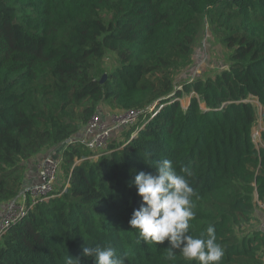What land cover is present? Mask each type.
Returning <instances> with one entry per match:
<instances>
[{
	"label": "trees",
	"instance_id": "trees-1",
	"mask_svg": "<svg viewBox=\"0 0 264 264\" xmlns=\"http://www.w3.org/2000/svg\"><path fill=\"white\" fill-rule=\"evenodd\" d=\"M203 21L230 50L213 76L191 69ZM253 100L264 109V0H0V203L23 191L26 160L67 141L62 188L0 233V264H95L83 248L109 244L124 264H199L129 224L135 175L163 159L194 189L190 234L214 226L220 264H264V231L242 230L264 204ZM103 102L139 113L91 159L79 134Z\"/></svg>",
	"mask_w": 264,
	"mask_h": 264
},
{
	"label": "clouds",
	"instance_id": "clouds-1",
	"mask_svg": "<svg viewBox=\"0 0 264 264\" xmlns=\"http://www.w3.org/2000/svg\"><path fill=\"white\" fill-rule=\"evenodd\" d=\"M149 165V162L145 161ZM155 174L138 172L132 184L141 197L139 208L134 209L129 224L138 229L139 238L145 243L169 242L171 249H178L187 261L199 264H220L224 248L217 243L214 226L209 225L206 238L190 234V221L195 219L192 197L194 189L185 175L177 174L173 162L163 159L156 163ZM187 175L191 173L184 169ZM83 255L93 257L95 264H124L111 245L87 246ZM172 258V253H169ZM65 264H81L80 257L68 256Z\"/></svg>",
	"mask_w": 264,
	"mask_h": 264
},
{
	"label": "rangeland",
	"instance_id": "rangeland-1",
	"mask_svg": "<svg viewBox=\"0 0 264 264\" xmlns=\"http://www.w3.org/2000/svg\"><path fill=\"white\" fill-rule=\"evenodd\" d=\"M229 52L230 50L225 46L222 41V32L211 27L208 22L203 21L199 34L196 37L193 45V63L191 65V69L193 68L194 73L199 74L201 76H213L221 67L226 65ZM117 63L118 61L115 53L107 50L104 58L101 61L102 68L107 72L108 70L116 66ZM188 98L189 96H185L181 99L183 105L185 104ZM253 104L256 106L257 109V119L252 129V135L256 145L260 146L261 144H264V141L260 138V132L264 130V109L261 107V105H259L256 100H253ZM121 112L122 110H120L118 107L109 102L101 103L98 110V113L100 114L102 119L105 122L109 121L110 123L112 122L114 116ZM85 127L86 125H82L80 133L85 131ZM128 129V127L124 126L123 128H119L114 131L116 132V142H119L120 140L126 138ZM100 153L102 152L94 151L93 154L89 156V158H96L97 155ZM58 175L59 176L57 178L55 190H60L62 188V182L66 178V171L62 167H60ZM263 212L264 204L260 203V205L255 208L251 220L242 227V230L251 231L258 229L260 222L263 218ZM4 213H6V210ZM2 217L3 216H1L0 220L2 219Z\"/></svg>",
	"mask_w": 264,
	"mask_h": 264
},
{
	"label": "built area",
	"instance_id": "built-area-1",
	"mask_svg": "<svg viewBox=\"0 0 264 264\" xmlns=\"http://www.w3.org/2000/svg\"><path fill=\"white\" fill-rule=\"evenodd\" d=\"M139 110H126L114 116L112 122L107 124L100 114L95 112L86 123L83 138H79L85 147L91 151L105 150L114 131L124 126L129 127L136 121ZM80 137V135H79ZM62 157L52 155L44 156L36 162L39 180L21 191L17 198L6 202V213L0 220V233L17 218L25 214L29 207L46 199L55 192L58 171ZM261 202H258L260 205ZM262 204V203H261ZM263 207V206H262ZM259 229L264 231V212Z\"/></svg>",
	"mask_w": 264,
	"mask_h": 264
},
{
	"label": "crops",
	"instance_id": "crops-1",
	"mask_svg": "<svg viewBox=\"0 0 264 264\" xmlns=\"http://www.w3.org/2000/svg\"><path fill=\"white\" fill-rule=\"evenodd\" d=\"M106 123L109 124L110 122L107 121ZM114 133H116V132H114ZM79 135L82 137L84 135V132H82ZM56 153H57L56 150H51L50 148H45V149L41 150L38 154L32 156L31 158H29L28 160H26L24 162V164H25V168L23 171L24 172V189H27L29 186H31L32 184L36 183L39 180V177L37 174L36 162L39 159L43 158L44 156H48V155L55 156ZM56 156H58V154ZM64 181L65 180H63L62 184H64ZM56 183H57V181H56ZM5 210H6V203H0V218H1V216L4 215Z\"/></svg>",
	"mask_w": 264,
	"mask_h": 264
},
{
	"label": "water",
	"instance_id": "water-1",
	"mask_svg": "<svg viewBox=\"0 0 264 264\" xmlns=\"http://www.w3.org/2000/svg\"><path fill=\"white\" fill-rule=\"evenodd\" d=\"M103 78H104V76H103ZM103 78H102V79H103ZM66 144H67V141H65V142L61 143V144L59 145V147L57 148L56 152H58V151L62 150V149H63V147H65V146H66Z\"/></svg>",
	"mask_w": 264,
	"mask_h": 264
}]
</instances>
